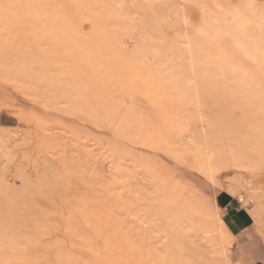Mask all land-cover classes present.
<instances>
[{"label":"rangeland","instance_id":"1","mask_svg":"<svg viewBox=\"0 0 264 264\" xmlns=\"http://www.w3.org/2000/svg\"><path fill=\"white\" fill-rule=\"evenodd\" d=\"M21 1L0 0V264H109L130 251L132 264H161L171 250V264H264V209L255 218L240 198L248 191L230 182L240 172L264 188V64L245 60L222 25L197 47L202 74L179 71L181 34L193 37L225 9L246 10L245 0H190L187 27L127 0ZM254 5L264 13V0ZM208 126L226 154L217 183L191 157ZM177 195L218 210L226 257L217 216L206 212L207 229L181 227ZM221 199L245 216L241 235L226 225Z\"/></svg>","mask_w":264,"mask_h":264},{"label":"bare ground","instance_id":"2","mask_svg":"<svg viewBox=\"0 0 264 264\" xmlns=\"http://www.w3.org/2000/svg\"><path fill=\"white\" fill-rule=\"evenodd\" d=\"M126 0H124L125 2ZM128 3L130 2V4H138L140 7H142L143 9H147V10H152V11H161L163 14H167V13H171L172 14V20H175L176 23H174L173 25H177L179 26L180 24L187 27L188 26V17H187V13L186 10L187 8H185L186 4L188 3V1L190 0H177V2H173L170 6L166 7V9H162L163 7L162 4H164L165 2H167V0H127ZM16 2V1H15ZM23 2V0L21 1ZM75 2V1H74ZM77 2V1H76ZM119 2V1H118ZM117 2V3H118ZM14 4V2H13ZM113 9L112 12H115L118 8H117V4L116 2L114 3L113 1ZM245 6L244 8H246V10L244 9H239L237 7L233 9H225V11L221 12V15L219 16V14L215 15L211 17L208 16V18L205 20V22L203 23V25L198 26L195 30V35L193 37L191 36H187L186 33L181 34L180 38L183 41V50H185V54H183V57L186 58V62H181V66L179 67V71L182 73L184 72H190L194 75H199L202 74V62L200 60V58H198L197 55V47L202 46L203 44H205V42H207V40L210 41H214L215 40V36H216V32L214 31L217 27H222V25H225L226 28H228V30L232 33V35L234 36L236 41V45L237 48L240 50L241 56H243V58L245 60L248 61H255L258 57H260L261 61L264 64V13L262 12V10L259 8V6L254 5V0H245V2L243 3ZM24 6V4H22ZM14 6V5H13ZM13 6L12 9H13ZM17 6V5H16ZM20 6V5H19ZM37 6V5H36ZM56 6V5H55ZM54 7V6H53ZM58 7V6H57ZM79 7V6H77ZM110 7V5H109ZM115 7V8H114ZM26 8V7H25ZM112 8V6H111ZM16 9V8H15ZM14 9V10H15ZM18 9V8H17ZM23 9V8H21ZM19 10V9H18ZM42 10L44 12L50 10L47 8V10L45 11V8H42ZM58 11H60L59 7L57 9ZM110 10V9H109ZM114 10V11H113ZM21 11V10H20ZM26 11V10H25ZM52 11V10H50ZM55 11V10H54ZM57 11V12H58ZM22 12V11H21ZM56 12V11H55ZM26 13V12H25ZM49 14H52V12H48ZM62 13V11H61ZM116 13V12H115ZM46 14V13H45ZM37 16V15H36ZM4 18V16H3ZM38 18V17H37ZM56 18V16H55ZM5 19V18H4ZM36 19V18H35ZM32 20V19H31ZM34 20V18H33ZM56 20V19H55ZM64 20V19H63ZM171 21V20H170ZM78 22V21H77ZM96 22V21H95ZM28 23V22H27ZM37 23V22H36ZM40 23V22H39ZM79 23V22H78ZM34 24V23H33ZM38 25V24H37ZM40 26V25H38ZM56 26V24H55ZM64 27V25H63ZM56 29H58V27H56ZM82 30V29H80ZM43 31V30H42ZM255 31V32H254ZM256 31L259 32L256 33ZM253 32V34H252ZM40 33V32H39ZM256 33V34H255ZM42 34V33H41ZM260 35L257 37H255V35ZM252 35L254 37H252ZM114 48V46H113ZM116 54V53H115ZM99 64V63H98ZM101 64V63H100ZM112 64V63H111ZM98 68V67H97ZM116 71V70H115ZM118 73V72H117ZM201 84V79L200 78H195V86L198 88L199 85ZM198 91V89H196ZM199 92V91H198ZM201 99V93L199 92V101ZM200 104V103H199ZM242 111V110H241ZM240 111V112H241ZM202 110H199V114H200V118L203 116L202 114ZM244 113V111L242 112V114ZM240 116V114H239ZM205 116H203L204 118ZM241 119V118H240ZM208 128V132L207 130L205 131V134L208 136H206L205 134L201 135L198 138V141L196 139V141H194L193 147L195 150V155L192 156L191 153V157L194 158V167L196 171L201 172L203 175H205L208 179L212 180L213 182H218L217 181V169H215V166L218 165L222 159L223 156H226V154L224 155V153H219V151H217L215 149L214 146V141L211 138V135H213L212 137L217 138L218 136H215L214 133V129L209 126L206 127ZM213 132V133H210ZM204 132V130H203ZM192 133V132H191ZM194 133V132H193ZM194 136V135H193ZM196 136V135H195ZM192 137V136H191ZM194 138V137H193ZM196 138V137H195ZM218 139V138H217ZM221 139V138H219ZM193 140V139H192ZM191 146V144H190ZM193 147H190L193 149ZM189 148V149H190ZM226 150V149H225ZM224 150V152H225ZM190 151V150H189ZM227 153V152H225ZM230 153V152H229ZM118 155V154H117ZM189 155V154H188ZM228 157V156H227ZM230 157L233 160V164L237 163L236 158H235V154H232V156L230 155ZM192 159V158H191ZM191 165V163H190ZM193 166V165H191ZM190 166V167H191ZM239 166V165H238ZM218 167V166H217ZM216 167V168H217ZM246 168L245 165H240L239 169H243ZM114 169V168H113ZM99 168H91L90 171V177L91 176H96L97 174L100 173ZM110 170V169H109ZM115 170V169H114ZM107 171V170H106ZM113 171V170H112ZM110 173V171H108ZM107 172V173H108ZM112 175H114V172L110 173ZM230 182L232 186L235 185H239L241 189H246V192L248 191L249 196L246 198L244 194L240 193V198L242 200H244L246 202V204H249V207L252 206L253 210L252 213L255 216V218L259 219L260 218V214H261V210L264 209V188L263 185L261 184L260 186H254L251 179H247L244 174L242 173H237L234 176H232L230 178ZM163 183V182H162ZM163 185V184H162ZM162 185L160 184V186L162 187ZM160 188V187H159ZM167 187H165L164 189H166ZM237 188V187H236ZM163 189V188H162ZM163 189V191H164ZM168 189V188H167ZM238 189V188H237ZM235 189V190H237ZM240 189V191H241ZM159 190V189H158ZM157 190V191H158ZM195 190V189H194ZM234 190V188L232 189V191ZM162 191V190H160ZM169 191V190H168ZM196 191V190H195ZM245 191V190H244ZM197 192V191H196ZM231 192V190H230ZM235 191H233L234 193ZM238 192V191H237ZM161 193V192H160ZM198 193V192H197ZM236 193V192H235ZM125 194V193H124ZM237 194V193H236ZM164 197L166 198L165 194L163 193ZM126 196V195H125ZM178 198L176 197L175 201L178 199V204H174V210H179L178 211V217H176L179 223H181V227H182V222L185 220H189L191 223L195 224L196 222H199V224L201 226H203L204 228L207 229V223L204 224V222H206V215L209 213L208 211H206V209H204V205L203 202L200 200L199 197L197 198H193V199H185L182 195H177ZM150 196H148L149 198ZM170 197V196H169ZM175 197V196H174ZM122 198H124V196H122ZM147 198V199H148ZM170 199V198H169ZM128 200V199H127ZM168 200V199H167ZM172 201V199H170ZM126 201V199H125ZM174 201V199H173ZM127 202V201H126ZM99 203V202H98ZM102 203V202H101ZM123 203V202H122ZM128 203V202H127ZM165 203V202H164ZM164 207L166 206L165 204ZM168 203V202H167ZM173 205V202H169V204ZM100 204V203H99ZM161 204V203H160ZM167 204V205H169ZM103 205V204H102ZM161 205V206H162ZM156 206V205H155ZM160 206V207H161ZM171 206V205H170ZM163 207H161L162 209ZM168 207H166L165 209H167ZM101 209V208H100ZM170 209V208H168ZM213 209V208H212ZM157 210H159V208H157ZM176 210V212H177ZM214 210V209H213ZM212 210V211H213ZM99 211V210H98ZM210 211V209H209ZM218 212V210H216ZM160 212V211H159ZM167 212V211H166ZM208 212V213H206ZM215 212L213 214L212 217L217 216L216 218H212L211 222L213 221H217V225H218V230L216 231V242L218 243V245L220 246L219 248V252L224 253V256L228 250V245H229V231L225 228V225H223V221L221 219V217H218V213ZM163 213V212H162ZM172 214V213H171ZM210 214V213H209ZM212 214L208 215L211 216ZM113 215V214H112ZM205 215V216H204ZM102 216V215H101ZM175 216V215H174ZM104 216H102L103 218ZM171 217V216H170ZM99 218H101L99 216ZM110 218V217H109ZM172 219V218H171ZM15 219L13 218V221ZM173 221L175 219H172ZM175 220V221H176ZM12 221V222H13ZM109 221V220H108ZM107 221V223H108ZM114 221V220H113ZM171 221V222H173ZM209 221V220H207ZM260 221V220H259ZM11 222V223H12ZM98 222V221H97ZM111 222V221H110ZM115 222V221H114ZM169 222V220H168ZM106 223V225H107ZM112 223V222H111ZM116 223V222H115ZM216 222H214L215 225ZM13 224V223H12ZM119 224V223H117ZM211 224V223H210ZM15 224H13V226H11L12 228L14 227ZM98 225V224H96ZM109 225V224H108ZM171 226H173L172 224H170ZM179 225V224H178ZM178 225H177V229H178ZM119 225H117L116 227H118ZM9 227V226H8ZM209 228V227H208ZM15 229V228H14ZM177 229H175L177 231ZM182 229V228H179ZM212 229L215 230V227H213ZM9 230H12L11 228ZM213 230V232H214ZM117 231L119 232V230L117 229ZM179 231V232H178ZM178 233H181L183 231L178 230ZM182 234V233H181ZM185 234V233H183ZM180 235V234H178ZM177 235V236H178ZM185 236V235H183ZM181 237V235L179 236ZM182 241V240H181ZM215 242V241H214ZM216 243V244H217ZM198 249V248H197ZM168 251V249H166ZM165 250V251H166ZM166 251V252H167ZM131 252V251H130ZM127 253V254H123V255H114L108 258H104L103 260L106 262H108L109 264H132L131 261V253ZM170 252V250H169ZM172 255L174 256V258L176 257V260H172V258L170 259V255L167 252V254L170 256L169 258L166 257V260L163 259V261H166L163 264H168L170 259V264L176 262L178 259V257L176 256V252H172ZM170 253V254H171ZM174 253V254H173ZM121 254V253H120ZM205 254V253H204ZM62 255V254H61ZM221 255V254H218ZM223 255V254H222ZM141 257L143 258V256L141 255ZM140 257V258H141ZM164 257V258H165ZM226 257V256H225ZM101 258V257H100ZM158 258V259H161ZM220 258V256H219ZM145 258H143L142 261H144ZM146 261H148V259H145ZM228 260V259H227ZM144 261V262H146ZM206 261V260H205ZM211 261V260H210ZM215 261H218L217 259ZM212 261V262H215ZM226 261V259H225ZM69 262V261H68ZM143 262V263H144ZM149 262V261H148ZM148 262H146L145 264H148ZM168 262V263H167ZM59 263V261H58ZM155 263V262H154ZM161 263V264H162ZM179 264H181V262H178ZM75 264V263H74ZM152 264V263H151ZM157 264V263H156ZM159 264V263H158ZM177 264V263H175ZM218 264V263H216ZM220 264V263H219ZM222 264V263H221Z\"/></svg>","mask_w":264,"mask_h":264},{"label":"crops","instance_id":"3","mask_svg":"<svg viewBox=\"0 0 264 264\" xmlns=\"http://www.w3.org/2000/svg\"><path fill=\"white\" fill-rule=\"evenodd\" d=\"M235 200V197H233L230 201ZM221 202H225L224 208L225 209V222L226 225L229 226L232 233L235 235H241L245 229L248 228L249 225H247V221L245 219V216H242L236 208L234 207L232 202L224 201V199L220 200ZM228 203V204H227ZM258 264V263H253Z\"/></svg>","mask_w":264,"mask_h":264}]
</instances>
